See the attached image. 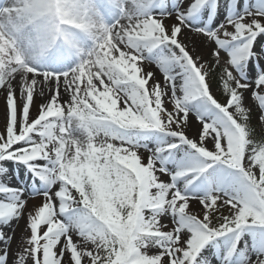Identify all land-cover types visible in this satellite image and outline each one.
<instances>
[{
    "label": "snow or ice",
    "instance_id": "obj_1",
    "mask_svg": "<svg viewBox=\"0 0 264 264\" xmlns=\"http://www.w3.org/2000/svg\"><path fill=\"white\" fill-rule=\"evenodd\" d=\"M0 95V264H264V0H0Z\"/></svg>",
    "mask_w": 264,
    "mask_h": 264
},
{
    "label": "rangeland",
    "instance_id": "obj_2",
    "mask_svg": "<svg viewBox=\"0 0 264 264\" xmlns=\"http://www.w3.org/2000/svg\"><path fill=\"white\" fill-rule=\"evenodd\" d=\"M194 55H195V53H194ZM37 103H40V102H37ZM4 107H5V105H4V99H3L2 95H0V114H1V116H2V117H1V124H0V126L3 125V119H4ZM33 110H35V109H33ZM22 221H23V220H21V221L19 222V225H20V223H23ZM19 225H18V226L13 225V227L16 228V233H18V232H17V229H18ZM18 235H19V234H18Z\"/></svg>",
    "mask_w": 264,
    "mask_h": 264
},
{
    "label": "bare ground",
    "instance_id": "obj_3",
    "mask_svg": "<svg viewBox=\"0 0 264 264\" xmlns=\"http://www.w3.org/2000/svg\"><path fill=\"white\" fill-rule=\"evenodd\" d=\"M196 45H197V52L195 53V54H200L201 52H202V49L199 47V41H196ZM192 45L190 44V47H191ZM3 97V96H2ZM37 102H40V98L39 97H37L36 98V103ZM37 104H39V103H37ZM1 114H0V124H1ZM23 223H20V225H19V227H18V229H17V234H20V232H21V230H22V228L24 227V221H22Z\"/></svg>",
    "mask_w": 264,
    "mask_h": 264
}]
</instances>
